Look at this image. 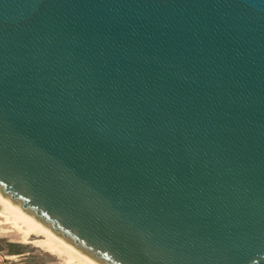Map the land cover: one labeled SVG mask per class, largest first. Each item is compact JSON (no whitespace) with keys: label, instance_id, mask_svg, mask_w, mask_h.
<instances>
[{"label":"water","instance_id":"water-1","mask_svg":"<svg viewBox=\"0 0 264 264\" xmlns=\"http://www.w3.org/2000/svg\"><path fill=\"white\" fill-rule=\"evenodd\" d=\"M0 194L98 264H264V0H0Z\"/></svg>","mask_w":264,"mask_h":264},{"label":"bare ground","instance_id":"bare-ground-1","mask_svg":"<svg viewBox=\"0 0 264 264\" xmlns=\"http://www.w3.org/2000/svg\"><path fill=\"white\" fill-rule=\"evenodd\" d=\"M0 236L17 238L57 259L59 264H98L52 233L32 216L0 194Z\"/></svg>","mask_w":264,"mask_h":264},{"label":"rangeland","instance_id":"rangeland-1","mask_svg":"<svg viewBox=\"0 0 264 264\" xmlns=\"http://www.w3.org/2000/svg\"><path fill=\"white\" fill-rule=\"evenodd\" d=\"M16 241L15 236H0V264H59L57 259L42 250L18 244Z\"/></svg>","mask_w":264,"mask_h":264},{"label":"flooded vegetation","instance_id":"flooded-vegetation-1","mask_svg":"<svg viewBox=\"0 0 264 264\" xmlns=\"http://www.w3.org/2000/svg\"><path fill=\"white\" fill-rule=\"evenodd\" d=\"M10 259H13V257H12V258H10Z\"/></svg>","mask_w":264,"mask_h":264}]
</instances>
